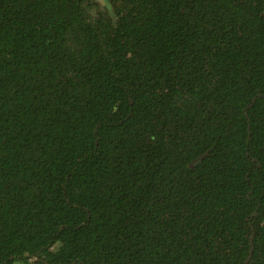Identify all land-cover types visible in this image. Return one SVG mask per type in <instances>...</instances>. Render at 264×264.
<instances>
[{
    "label": "trees",
    "instance_id": "1",
    "mask_svg": "<svg viewBox=\"0 0 264 264\" xmlns=\"http://www.w3.org/2000/svg\"><path fill=\"white\" fill-rule=\"evenodd\" d=\"M0 264H264V0H0Z\"/></svg>",
    "mask_w": 264,
    "mask_h": 264
},
{
    "label": "rangeland",
    "instance_id": "2",
    "mask_svg": "<svg viewBox=\"0 0 264 264\" xmlns=\"http://www.w3.org/2000/svg\"><path fill=\"white\" fill-rule=\"evenodd\" d=\"M103 4L107 5V0H101Z\"/></svg>",
    "mask_w": 264,
    "mask_h": 264
}]
</instances>
